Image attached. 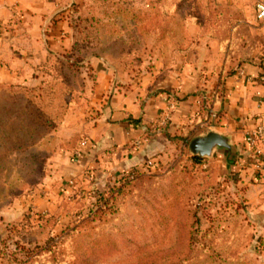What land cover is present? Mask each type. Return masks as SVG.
I'll return each instance as SVG.
<instances>
[{"label": "rangeland", "instance_id": "1", "mask_svg": "<svg viewBox=\"0 0 264 264\" xmlns=\"http://www.w3.org/2000/svg\"><path fill=\"white\" fill-rule=\"evenodd\" d=\"M63 1L73 48L51 53L32 84H0V264H264L247 193L257 182L240 177L238 150L197 159L179 140L131 182L89 166L99 71L140 81L158 72L155 50L176 45L182 14L160 35L134 19L149 0ZM195 1L218 13V3Z\"/></svg>", "mask_w": 264, "mask_h": 264}, {"label": "crops", "instance_id": "2", "mask_svg": "<svg viewBox=\"0 0 264 264\" xmlns=\"http://www.w3.org/2000/svg\"><path fill=\"white\" fill-rule=\"evenodd\" d=\"M201 1L218 3V27L190 22L185 35L178 29L176 45L168 40L155 50L158 72L141 82L99 71L90 90L97 116L84 121L94 157L89 166L106 173L144 170L149 158L166 161L177 152L178 138L218 132L239 151L243 181L257 182L247 193L253 227L264 236V173L255 177L244 141L261 113L264 26L256 20V0ZM66 10L63 0H0V84H32L51 53L73 48ZM119 65L129 67L126 59Z\"/></svg>", "mask_w": 264, "mask_h": 264}, {"label": "trees", "instance_id": "3", "mask_svg": "<svg viewBox=\"0 0 264 264\" xmlns=\"http://www.w3.org/2000/svg\"><path fill=\"white\" fill-rule=\"evenodd\" d=\"M201 4L204 3H200L199 1L195 0H149L146 5L147 10H142L141 12L137 13L134 19L139 20L141 22L140 24L142 25L143 23L146 25L149 24V30L152 32H158L160 35L168 33L170 34L171 26L174 24L178 27L179 25L177 22H175V20L176 17L180 16L182 13H184L186 16L185 20L187 22L185 23H187V26H182L179 28L185 32L184 35L186 34L188 23L190 22L207 28L218 27V23L216 25H212L213 23L210 22V20H214V23L218 21V13L210 12L209 8L208 10L204 9L201 7ZM135 23L138 22L135 21ZM171 33H174V29L171 31ZM195 138L196 136H192L188 142L187 139L183 141H186V144L190 145L191 141ZM178 140L182 139L178 138ZM196 158L200 159L199 157ZM126 181L131 182V180L128 178H126ZM116 194V191H112L109 195L110 197H113ZM58 243L62 244L60 241H58ZM32 258L33 256H30L24 264H31Z\"/></svg>", "mask_w": 264, "mask_h": 264}, {"label": "built area", "instance_id": "4", "mask_svg": "<svg viewBox=\"0 0 264 264\" xmlns=\"http://www.w3.org/2000/svg\"><path fill=\"white\" fill-rule=\"evenodd\" d=\"M256 20L264 26V0H256ZM243 73V72H242ZM261 113L257 117L255 127L245 134L246 151L254 160L258 170L264 173V93H258ZM138 170L124 171L122 177L134 179Z\"/></svg>", "mask_w": 264, "mask_h": 264}, {"label": "water", "instance_id": "5", "mask_svg": "<svg viewBox=\"0 0 264 264\" xmlns=\"http://www.w3.org/2000/svg\"><path fill=\"white\" fill-rule=\"evenodd\" d=\"M191 153L200 158L211 157L217 150L223 152L229 159L236 154L237 149L232 145L230 138L215 131L199 135L189 145Z\"/></svg>", "mask_w": 264, "mask_h": 264}]
</instances>
